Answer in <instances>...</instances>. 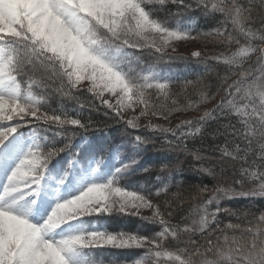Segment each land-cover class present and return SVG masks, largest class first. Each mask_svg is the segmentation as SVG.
Instances as JSON below:
<instances>
[{
    "label": "snow or ice",
    "instance_id": "1",
    "mask_svg": "<svg viewBox=\"0 0 264 264\" xmlns=\"http://www.w3.org/2000/svg\"><path fill=\"white\" fill-rule=\"evenodd\" d=\"M168 3L177 6L175 12L164 7ZM197 10L213 19L219 13L223 19L213 30L195 31L188 14ZM160 12L172 17L175 26L160 18ZM181 17L187 21L181 23ZM256 24L260 26L256 28ZM201 38L218 39L225 45V51L206 59L221 61L237 79L227 83L228 77L224 78L220 101L199 121L182 120L175 128L151 122L144 126L175 137L162 142L161 148L185 151L202 161L205 157L200 150L190 151L185 141L203 136L201 130L209 119L235 116V122L230 119L220 125L223 131L217 129L224 146L217 144L212 151L220 153L216 159L221 172L203 166L193 169L207 173L216 183L212 188L198 187L200 203L190 214L191 224L189 218L183 228L171 223L170 202H156L164 191L159 184L154 195L151 187L130 190L121 183L135 171L142 146L157 143L142 135L126 141L132 146L129 157L109 178L87 183L78 195L57 202L46 215L40 214L37 198L48 160L68 145L56 148L51 143L47 150L50 141L39 134L38 127L31 128L27 141L19 130L40 121L57 126L53 136L74 137L80 131L101 130L100 125L78 115L73 118L56 109L49 111L42 101L53 93L78 101L76 93L87 81L86 91L115 114L113 119H123L122 114L129 110L139 112L126 120L129 128L138 129L141 117L168 120L172 112L187 108L167 106L173 81L157 72L155 63L169 49L175 52L177 42ZM233 45L239 47L230 52ZM144 55L152 57L146 67L141 66ZM201 55L192 53L193 57ZM237 67L238 72L233 70ZM194 83L199 82L185 81V86ZM210 98L204 96L203 100ZM0 120L12 121L0 130V157L12 161L0 184V264H101L93 258V250L109 248L144 249V255L130 264H264V211L258 216L247 213L251 219L246 225L219 227L220 213L237 215L222 208L221 200L264 197V0H0ZM65 125L74 127L70 130ZM75 154L69 168L79 155ZM225 166L232 168L231 177L223 175ZM150 167L142 171L148 172ZM162 169L167 175L157 176V180L167 187L174 180L175 169L166 164ZM96 170L92 168L93 173ZM180 187L177 183L178 190ZM205 192L209 193L207 200L202 195ZM34 208L42 222L30 220ZM146 209L151 215L144 214ZM113 214L159 225V231L153 230V235L112 232L82 219ZM197 233L200 239L193 238Z\"/></svg>",
    "mask_w": 264,
    "mask_h": 264
},
{
    "label": "rangeland",
    "instance_id": "2",
    "mask_svg": "<svg viewBox=\"0 0 264 264\" xmlns=\"http://www.w3.org/2000/svg\"><path fill=\"white\" fill-rule=\"evenodd\" d=\"M171 3H168L169 5ZM165 5V6H167ZM173 5V4H171ZM173 12V11H172ZM175 12V11H174ZM160 18H166L167 13L166 12H160L158 13ZM208 32V31H203ZM195 34V33H194ZM222 45L220 41L213 40L211 38H201L198 40H189V41H180L175 44L176 51L172 52L170 49L167 52L166 56L163 61H176V60H182L186 59L188 61L192 62H198L199 61H208L210 59H206L209 56L217 55L220 52H218V47ZM148 50H145L147 52ZM237 51V50H236ZM193 52H200L202 55L201 57H193ZM235 52V51H233ZM251 54V53H250ZM168 57H172L169 59ZM179 57V58H178ZM244 67V66H243ZM240 69V68H239ZM240 71V70H239ZM162 76L170 77L173 80L180 78L184 72H177L172 70H163L162 72H159ZM209 75V72L204 73V76H197L193 80V82H199L194 83V85H188L185 86V82L179 83V84H173L170 99L167 100V106L169 108H179V109H185L186 111H174L170 115L168 120H164L161 118L152 117L150 120L149 118L141 117L140 119V127L138 129L129 128L126 124V120L130 118L132 115H139V112L136 113L131 112V110L123 113V119L120 117H114V113H112L109 109L106 107H103L100 105V102L95 99L93 94L91 92L86 91L87 81L84 82L85 87L81 88V91L76 93L78 96V101L76 99H71L75 104L76 108L74 111L76 113H79L80 108L82 105L85 110H90L93 113H98L104 117V119L107 120L110 127H113L115 129H118L119 132H116L115 137L118 138L119 135H125V133H139V134H147L149 137H159V136H167L172 135L171 132L168 133H160L158 131L148 130L144 126L147 125L149 122H151L154 125H159L163 128H175L177 124H179L182 120H192V121H199L200 117L203 115L204 112L212 110L216 104L220 101L221 96L224 94V88L221 89V94L217 96H208V88H209V82L206 77ZM226 87V86H225ZM75 91V90H74ZM57 95H61L59 93H53L48 96L46 101H42L44 108L48 109L49 111L53 107L55 108H62L63 103L60 100H56L54 97ZM204 96L213 97L206 101L203 100ZM59 98H64V96H59ZM58 98V99H59ZM54 99V100H53ZM65 99H69L65 97ZM94 101H93V100ZM70 101V100H68ZM92 104H95L96 107H91ZM191 104L192 107L188 108V105ZM107 111V112H106ZM107 113V114H106ZM31 119V118H26ZM12 121H5L0 120V130H2L4 125L11 124ZM57 127L55 125L46 124L43 121H40L39 124H31L26 126L25 128H22L19 130V135L21 138L25 141H27V138L31 132V128L38 127L39 134L41 136H47L49 133L45 130V128L49 129L50 127ZM70 129H73L74 126L71 125H65ZM82 132V131H80ZM156 135V136H155ZM71 138V137H70ZM134 139V138H132ZM157 140V139H156ZM90 138H86L84 136L82 137H74L73 142L68 147V152L64 156H56L51 157L48 160L47 168L45 169V177L41 182V188H40V194L37 198V202L40 209V214L46 215L51 211L53 207H55V204L57 202H63L64 199H70L74 195H78L79 191L82 189V187L86 186L89 182H100L103 180H106L109 178L114 171L116 167H119L122 163L126 162L130 150L131 145L127 143H123V148H120V143L114 142L111 146L107 148L101 147L100 143L101 141H98L97 143L90 142ZM93 141V140H92ZM111 147H113L111 149ZM130 148V149H129ZM129 149V151L127 150ZM108 150V151H107ZM107 151V152H106ZM172 152H179V151H172ZM75 153H79V155L76 156L75 162L72 164L71 168L69 165V161L72 159L73 155H76ZM184 155L187 153H183ZM205 157L202 161H213L214 167L218 168V161L214 157H209L206 155H202ZM186 158V156L180 155L179 161L176 163L168 164L166 162L165 164L169 167H173L175 170L179 168L180 162L183 161L182 158ZM155 157L153 158V160ZM98 161L99 163H96ZM186 161V159H184ZM197 160L192 159V163L194 164ZM12 165L11 160H3L2 157H0V184H2L5 181V177L8 174V171ZM220 166V165H219ZM97 168L96 172H92V168ZM201 165H197L195 168H200ZM162 170L163 172L167 173L166 170H163L161 168H157V170ZM146 176V175H145ZM63 178L64 182L63 184L60 183V180ZM124 186H126L125 182H122ZM128 187V186H126ZM130 190H134L130 187H128ZM176 193L179 191V195L176 196L173 194H164L163 197H157V203L163 204L164 200L167 199L170 202L169 211L173 212V216L171 218V223L176 225L175 221V213L178 211L186 212L189 211L190 214L192 213V208L189 210L188 207H191L192 205H198L200 203V199L197 196V194L191 195L192 193H189L187 191H183L181 187L177 188L176 186ZM2 191V189H0ZM206 193V194H205ZM202 195L207 197L209 196V193L205 192ZM194 197H196L194 199ZM164 198V199H163ZM223 202V200H221ZM220 201V202H221ZM246 203L250 204V201H246ZM214 206H210L212 208ZM237 213V215H229L227 216H233V220L230 222L225 223H233V224H240V225H246L248 218L250 215H247V213L251 212L247 209V206L245 209H240L238 211H234ZM145 215H151V210H145ZM190 214L182 215L181 221L185 222V218H189L187 220L188 224H191V216H188ZM82 219L90 220L91 223L97 224L98 226H102L105 228L106 226H111L115 221L116 222H124L128 219H134L137 223V231H141L142 234L145 235H153L154 232L152 230H149L148 227H154L155 231H159V225H152L147 224L144 221H141L137 217H129V216H121L113 214L108 217H84ZM198 219V217H196ZM30 220L33 222H42L37 220V212L35 208L33 209V214L30 216ZM88 226V225H86ZM184 226H182L183 228ZM148 228V229H147ZM157 229V230H156ZM238 234V233H237ZM219 235V233H218ZM99 250V249H98ZM98 250H93L94 252V259L98 260L102 263V257L98 256L96 253H98ZM114 251L120 255L127 256L128 254H137L140 255V257L136 258L139 259L144 255L145 250L144 249H106ZM114 257V256H113ZM134 259V260H136ZM133 260V261H134ZM110 261V260H109ZM125 264H130V262H127Z\"/></svg>",
    "mask_w": 264,
    "mask_h": 264
},
{
    "label": "trees",
    "instance_id": "3",
    "mask_svg": "<svg viewBox=\"0 0 264 264\" xmlns=\"http://www.w3.org/2000/svg\"><path fill=\"white\" fill-rule=\"evenodd\" d=\"M156 7H159V5H156ZM166 9H169L171 11H176L177 6L176 5H167L164 6ZM193 19L192 23L195 27V31H210L215 29L219 26L220 21L223 19V17L217 13L215 14L216 18H210V17H204L202 16L199 11H195L192 13H189ZM170 24H173L175 26L176 21L172 17H166ZM187 21V17H181L180 22L185 23ZM260 25L256 24V28H258ZM254 44L260 43L259 40H253ZM242 45H243V38H242ZM240 45V46H242ZM238 45H233L230 49V52L236 51L238 49ZM218 52H223L226 50L225 45H220L218 47ZM137 55H139V52H137ZM252 56V61H255L256 56L253 54H250ZM141 66L146 67L148 63L152 62V57L144 55L141 57ZM245 68L248 67V63H245L243 65ZM155 69L157 72H162L163 70H172L177 72H184L180 78L173 80V84H179L183 83L188 80H193L197 76H204V73L209 72V75L206 77L209 82V88H208V96H217L221 94V89L225 88L226 83L224 78L227 76V83H231L233 80L237 79L236 76H233L230 74L228 70V66L224 65L221 61L217 60H208L204 62H192L188 61L186 59L182 60H176V61H166L161 60L159 62L155 63ZM234 71H239V67L233 69ZM61 95H57L54 97L56 100H60L63 103L62 108H55L52 105L51 110L56 109L58 111L65 112L69 115H71L73 118H76L78 115L81 119L88 121L91 120L97 125L101 126L100 131H96L95 129L90 130L87 133L80 132L79 135H76L74 137H88L91 139L90 142L97 143L98 141H101L100 145L101 147L111 146L114 142L120 143V148L122 149L124 146L123 143H126L127 140L135 138L137 135L142 136H148L147 134H139V133H131L130 135H119L118 138L115 137L116 132L118 133L119 130L115 129L113 127H110L107 120L102 117V115L98 113H93L90 110H85L82 105L80 108L79 113H76L74 109L78 106L69 98H59ZM59 98V99H58ZM54 100V99H53ZM70 100V101H68ZM93 100V99H92ZM94 101V100H93ZM107 112V111H106ZM232 120L235 122V116L233 114L232 117H220L219 121L215 119H209L205 127L201 130L203 133V136L197 134L194 137L189 138L185 141L186 146L190 151H196L200 150L201 155H206L209 157L218 158L220 156L219 152L212 151V149L219 144L221 147L224 146V137L222 135H218L217 129L220 128V125L227 124L229 120ZM67 129V126H64ZM47 129V128H45ZM59 129L57 127H50L47 129V132L49 133L48 139L50 141L49 149L51 143L55 144L56 148H64L65 145H68V147L73 142L74 137L69 136H53L54 131H58ZM71 130V129H70ZM221 131H223L222 128H220ZM45 131V130H44ZM187 131V129H185ZM179 135V132L177 133ZM156 136V135H155ZM154 138V137H153ZM154 139H157V143L155 144H148L146 146H142V150H140L139 153V163L135 166V171L128 174V179L125 182L126 186L137 190L140 189L141 186L145 188H152L153 194L155 195L157 188L156 185L159 184L161 188H164V191L160 192L158 197H163L164 194H173L176 193L177 189V183L181 185V189L183 191H187L189 193H192L191 195L197 194L198 187H203L204 185H207L208 188H212L213 184L216 183V181L209 176L207 173H197L193 169L198 165H201L206 168H212L213 171L220 173L221 167L218 165L217 167H214L213 161H194L195 163H192V155L185 151H179L177 153L172 152L168 150L167 148H161L160 144L162 142L166 143L167 140H174L175 137L172 135L167 136H159L155 137ZM93 140V141H92ZM113 147H111L112 149ZM68 149H65L64 151L59 152L58 154L52 156V157H58V156H64ZM130 149V148H129ZM129 149H127L129 151ZM108 151V150H107ZM106 151V152H107ZM122 151H125L124 148ZM187 153V155L183 153ZM180 155L186 156V158H182L183 161L180 162L179 168L173 172V179L171 182H168V186L164 187L163 184H160V182L157 180V176L164 177L167 175V173L163 172L162 170H157V168H161L162 165H165L166 162L168 164L176 163L179 161ZM155 159L153 160V158ZM186 159V161H184ZM148 172L142 171L143 168L149 167ZM146 175V176H145ZM225 177H231L232 175V168L225 166V171L223 173ZM121 182V183H122ZM206 194V193H205ZM203 198L207 200V195ZM164 199V198H163ZM246 201H250V204L246 203ZM220 205L222 208H228L232 209L233 211H238L240 209H245L247 206V209L253 213H255L257 216L261 211H264V197H237L234 199H224L223 202H220ZM196 205H192L191 207H188L189 210L191 208L193 209ZM212 210H214V207H212ZM190 214L189 211L183 212H176L175 213V221L176 224H179L180 227L185 226V222L181 221V216ZM190 216V215H188ZM219 219L221 221L219 227L223 228L225 223L230 222L233 220V216H227L225 213L219 214ZM251 219V216H249L248 220ZM124 222H114L111 226H106L105 229L112 232H118V231H129V232H135L137 231V223L134 219H128ZM213 227L215 228L216 225L213 224ZM149 230H155V228L148 227ZM147 228V229H148ZM157 230V229H156ZM218 235V232L216 233ZM194 239H200L199 233H197L194 237ZM173 244H175V241H173ZM96 253L99 257L101 256L102 263L103 264H125L127 262H131L134 259L141 256L137 254H128L127 256L120 255L114 251L106 250V249H99ZM114 256V257H113ZM110 260V261H109Z\"/></svg>",
    "mask_w": 264,
    "mask_h": 264
}]
</instances>
